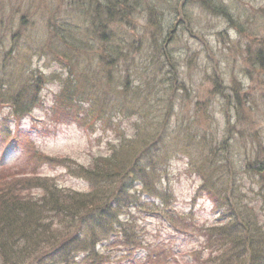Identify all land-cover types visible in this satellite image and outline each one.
I'll return each instance as SVG.
<instances>
[{
  "label": "rangeland",
  "instance_id": "1",
  "mask_svg": "<svg viewBox=\"0 0 264 264\" xmlns=\"http://www.w3.org/2000/svg\"><path fill=\"white\" fill-rule=\"evenodd\" d=\"M220 1L233 11L234 22L209 13L199 0H187L181 11L187 14L191 30L176 29L177 37L166 35L168 21L175 16L174 10L166 8L153 20L141 6L129 26L109 25L112 44L118 43L123 51L128 45L133 57L110 67L107 74L98 58L101 44L92 16L98 12L101 17L103 12L97 9L96 0H0V40L6 49L9 45L16 48L5 67L0 51L1 75L6 72L17 83L26 81L29 71L45 77L41 104L22 118L10 116L7 104L0 108V120L6 118L11 134L15 127L28 132L43 164L34 168L27 163L26 150L0 139V167L37 169L53 176L58 184L86 191V181L68 176L54 160L67 157L86 165L93 156L105 153L108 141L130 136L135 125H140L141 109L148 112L151 123L147 121V125L159 122L164 127L154 161L143 157V166L153 167L158 176L147 178L146 186L142 178L124 182L127 194L120 218L133 232L124 238L109 231L96 244L99 252L107 249L115 257L110 264H132L131 260L137 264L147 260L146 264H214L206 261L213 254L203 228L217 224L222 217L216 195H224L221 181L225 177L207 172L212 177L210 191L200 190L203 172L198 167L208 156L206 143L223 146L232 157L236 168L229 175L238 179L240 195L250 188L257 190V176L246 171L245 162L260 147L264 152V73L254 68V57L264 48V0ZM171 2L175 4V0ZM13 35H17L14 44ZM155 37L163 44V52L149 56L156 47L152 44ZM75 68L78 74L85 71L82 81L95 88L90 85L87 89L86 84L74 95L71 107L63 114L62 109L61 114H53L64 80L79 77ZM147 80H153L152 88L141 92V84ZM214 81L223 87L213 88ZM125 84L135 89L134 104L142 108L120 111L113 106L116 93L130 96ZM84 88L91 96L82 95ZM106 90L108 94L102 97ZM92 95L107 103L98 119L88 106ZM188 136L193 140L185 142ZM224 155L217 153V157ZM48 159L51 164L45 163ZM115 239L122 244L107 247Z\"/></svg>",
  "mask_w": 264,
  "mask_h": 264
},
{
  "label": "trees",
  "instance_id": "2",
  "mask_svg": "<svg viewBox=\"0 0 264 264\" xmlns=\"http://www.w3.org/2000/svg\"><path fill=\"white\" fill-rule=\"evenodd\" d=\"M171 1L96 0L97 9L103 12L101 17L97 16L98 12L92 16L95 22L97 21L94 23V31L101 44L98 58L106 66L103 70L107 74H109L110 67L117 66L121 61L127 62L126 59L130 60L129 58L133 57L128 45L123 51L118 43L112 44L111 40L114 35L111 34L112 29L108 27L115 23H128L139 7L145 6L149 17L153 16V20L157 19L156 17L161 14L163 8L170 12L174 10L175 16L168 21L166 27L168 37H177L178 30L176 29L191 30L190 21H188L189 24L186 22L187 14L181 11V7L187 0H175L174 5ZM199 1L209 13L220 15L228 22H234L231 18L233 11L231 12L227 6L222 5L220 0ZM50 25L51 22H49V28H51ZM156 26L158 32L160 22H157ZM158 34L161 35L159 32ZM157 40L156 37L153 39L152 44H156V47L149 56H155L156 51L159 54L161 50L163 52V44ZM15 41H17V35H13V44ZM15 49L13 45H9L6 49L0 40L4 67ZM144 52H147L145 48ZM156 56L158 58V54ZM165 56L169 62L168 56ZM254 60L257 63H254V68L264 73L263 47L258 49ZM170 64L173 68V64ZM76 65L74 63L71 69L73 70ZM74 70L80 79L78 77L77 80L71 78L64 80L56 97L55 107L51 109L53 114L55 112L61 114V109L63 111L66 107H71L70 103L74 95L80 92L86 84L87 89L91 85L90 82L82 81L85 78V71L78 74L79 69ZM27 74L29 78L26 81L17 83L11 81L8 73L3 72V76L0 73V108L7 104L10 108L9 115L16 120L41 104L40 89L44 85L45 77L42 73L34 75L33 71ZM127 81L126 78L125 83ZM152 81L143 82L141 92H144L145 88V90L152 88ZM125 86L126 89L130 88V96H126L122 91H120L121 95L116 93L112 102L113 106L115 105L120 111H134L137 107H141L134 104L132 93L135 89L127 84ZM218 87L223 86L220 82L214 81L213 88ZM86 88L82 95L91 96ZM107 94L108 90L102 97H106ZM92 97L93 100L88 106L92 107V114L95 119H98L107 103L96 99L93 95ZM160 100L164 101L163 97ZM144 111L141 109V115L138 116L140 122L137 124H145V126L135 125L130 136H121L115 141H108L105 153L93 156L86 165L67 157L54 160L61 163L68 176L82 178L86 181V191L58 184L53 176L40 174L37 169L26 171L21 166L16 167L15 170L12 166L0 167V264H110L115 260L107 249V252H99L96 244L109 231L115 232L120 237L124 236V238L126 233L133 232L127 221H122L120 218L126 202L125 194H127L124 182L142 178L143 185L146 186L147 178L158 176L156 169L143 166V157L149 156L151 162L154 161L164 127L163 125L159 127V122L147 125V121L151 123V120L148 118V112ZM90 119L93 120L92 117ZM10 132L6 118L0 120V139L15 143L26 150L27 163L34 164V168L38 163V165L43 164L42 159L37 158L38 150L33 148L28 132L22 133L16 127L12 134ZM187 138L185 142L193 140L191 136L184 139ZM219 146L217 143H206L205 150L208 156L202 165L199 167L197 165L200 172H203L200 173L202 183L200 190L202 191L209 192L212 184V177L207 172H216L225 177V180L221 181L224 195L221 197L216 195L217 209L221 211L222 217L217 224L203 228V235L206 236V242L213 254L206 261L214 264H264L263 149L260 147L245 162L246 171L257 176V190L250 188L253 195L250 194V189L245 192L246 195L243 192L240 195L241 187L238 185L240 184L237 182L238 179L235 180L229 175L236 165L232 157L226 155L227 150ZM221 151L225 152L224 157H217V153ZM51 162L52 160L48 159L45 163L51 164ZM206 169L208 171H205ZM241 185L244 187L243 184ZM243 196L246 198L244 199ZM104 224L108 226L104 228ZM117 244L122 243L115 239L107 247ZM78 253L82 254V258L77 259ZM146 256L148 258L149 254ZM131 261L132 264L138 263L135 260ZM147 262L148 260L144 263Z\"/></svg>",
  "mask_w": 264,
  "mask_h": 264
}]
</instances>
